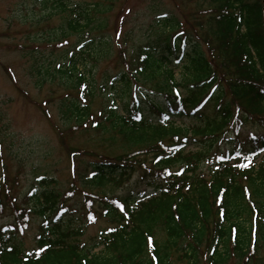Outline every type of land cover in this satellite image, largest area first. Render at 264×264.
Masks as SVG:
<instances>
[{"label":"trees","instance_id":"trees-1","mask_svg":"<svg viewBox=\"0 0 264 264\" xmlns=\"http://www.w3.org/2000/svg\"><path fill=\"white\" fill-rule=\"evenodd\" d=\"M94 1L82 6L70 0L39 1L67 18L54 40L67 41L70 32L81 31L82 39L76 38L78 44L64 57L66 65L44 74L51 82L58 75H75L78 92L59 105L66 123L79 121L69 130L92 116L89 106L96 95L90 82L84 86L77 67L87 66L88 55L106 52V42L90 35L105 29L94 15L110 10L102 6L109 0ZM188 4L193 7L178 11L180 20L151 0L153 20L146 38L131 54L122 50L123 70L107 76L100 87L103 93L109 91L107 85L120 91L124 101L120 112L116 97L110 98L113 103L99 111L92 128L100 135L115 133L124 151L112 156L94 152L95 161L77 191L72 187L74 156L82 150L68 152L60 135L72 163V186L61 196L50 187L53 180L40 178L27 195L32 205H5L20 234L33 217L43 223L34 247L25 251L15 245V228H2L0 264H169L170 251L183 264H227L231 259L234 264H264L259 254L264 253V159L255 164L264 151V0ZM43 69L40 65L37 71L39 86L46 83ZM246 127L254 131L246 133V145L238 148ZM230 134L236 139L227 149L245 152L246 167L228 165L229 159L219 154ZM191 144L196 151L186 150ZM134 174L139 182H152V195L135 201L136 196H109L104 189L119 187ZM8 190L7 184L0 185V197ZM75 198L80 209L70 205ZM76 215L96 228L82 244L74 239L83 231L73 222L81 221Z\"/></svg>","mask_w":264,"mask_h":264},{"label":"rangeland","instance_id":"rangeland-1","mask_svg":"<svg viewBox=\"0 0 264 264\" xmlns=\"http://www.w3.org/2000/svg\"><path fill=\"white\" fill-rule=\"evenodd\" d=\"M70 1L81 6L95 2ZM188 1L158 0L159 9L162 12H176L177 17L183 20L178 11L191 10L193 6L189 5ZM110 2L111 0L102 5L110 6V10L94 15L95 19L103 21L105 29L99 33L94 31L90 35H99L100 40L106 42L103 44V51L108 52L110 48V53L101 54L98 51L93 56L88 55L85 58L87 66L80 64L77 67L78 73L84 77L83 82L88 85L90 82L96 88V95L89 106L92 116L86 123H81L79 128L69 130L68 128L79 121L73 119L66 123L60 114L59 105L62 99L78 92V86L74 87L75 75H67V78L58 75V79L51 82V77L44 74H49L53 68L57 70L60 64L66 65L64 57L73 45L78 44L76 38L82 39L81 31L70 32L67 41H56L53 38L59 37L61 26L66 25L67 18H60L50 5H42L39 0H0V185L7 184L9 188L7 196L0 197V203L4 205L3 211L0 212V227L13 226L12 212L6 204L15 202L24 207L32 205L28 204L27 195L34 185L38 187L37 180L40 178L53 180L54 183L50 187L61 196L72 186V175L69 174L72 173V163L68 160L60 135L63 134L62 138L69 146L68 152L82 150L74 156L77 178L72 187H76L77 191L82 189V176L90 171L89 165L95 161L92 155L94 152L112 156L113 153L124 151L125 144L115 133L100 135L99 131L92 128L93 121L99 119V111L111 105V99L107 96H115L118 106L124 101L119 99L120 91L107 85L104 90L109 91L103 93L100 87L105 83L107 76H113L123 70L125 55L122 50H126L129 55L137 48L146 38L153 17L149 10L151 0H113L112 4ZM154 29L160 27L156 26ZM40 65L44 68L41 70V76L46 81L41 86L38 84L37 74ZM179 73L177 69L174 74L176 78L180 77ZM58 130L62 133H58ZM250 130L253 129L245 128L247 133ZM112 136L113 140H110ZM190 148L191 146H188L187 149L196 151ZM203 168L205 169V166ZM149 184L152 182H139L138 176L134 174V177H129L127 182L119 187L104 189L109 196L129 198L139 195V198L141 194L154 192L153 187L149 188ZM41 187L43 189V186ZM78 201L75 198L74 202H70L73 209H80ZM76 216L81 219L80 215ZM73 222L79 225L77 220ZM80 222L84 220L81 219ZM42 223L40 217H33L24 234L18 233L15 228V245L21 244L24 251L34 247ZM85 227V230L82 228V236L74 238L80 244L96 231L92 226L85 224ZM154 234L160 245L161 234ZM259 254L264 261V253ZM168 261L169 264H183L179 254L172 251L169 252ZM235 261L231 259V263L227 264H234Z\"/></svg>","mask_w":264,"mask_h":264}]
</instances>
